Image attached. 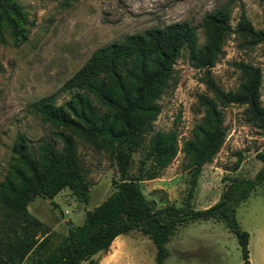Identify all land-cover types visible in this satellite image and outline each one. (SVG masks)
<instances>
[{
  "label": "trees",
  "instance_id": "16d2710c",
  "mask_svg": "<svg viewBox=\"0 0 264 264\" xmlns=\"http://www.w3.org/2000/svg\"><path fill=\"white\" fill-rule=\"evenodd\" d=\"M228 19L229 13L223 9L204 15L201 27L205 37L201 43L196 29L186 21L123 35L96 47L62 83L61 89L68 92L66 100L56 104L52 95H46L29 104L40 121L54 129L51 135L59 145L42 140L31 149L25 134L15 133L0 180V232L8 204L26 211L35 197L52 198L65 187L87 201L90 183L76 151L78 140L105 151L118 175L111 181L113 190L86 210L82 221L69 226L57 242L45 239L47 248L38 245L28 254L29 246L19 262L17 257L13 260L14 256L4 258L0 254V264H95L93 255L106 252L116 236L132 230L154 245V264H164L168 255L165 245L177 227L201 219L222 222L236 238L241 264H250L248 234L239 227L235 208L255 187L264 185V155H260L262 164L252 177L232 179L221 197L203 209H193L187 201L182 206L155 207L140 187L141 181L159 177L179 150L183 168L189 172V197L202 166L212 161L223 144L226 132L222 108L228 105L243 106L246 122L264 128L260 70L241 61L235 64L240 79L233 90H223L207 77L211 95H197L200 118L179 147L175 129H152L160 112L157 100L174 79L173 66L182 52L195 66L210 67L220 52L223 36L233 32L243 47L260 45L264 55V29H254L244 14L233 28ZM261 22L264 26V10ZM28 28L27 13L21 4L0 0V43L6 38L14 46L24 43ZM136 151L141 156L134 175L129 167Z\"/></svg>",
  "mask_w": 264,
  "mask_h": 264
},
{
  "label": "rangeland",
  "instance_id": "374dc122",
  "mask_svg": "<svg viewBox=\"0 0 264 264\" xmlns=\"http://www.w3.org/2000/svg\"><path fill=\"white\" fill-rule=\"evenodd\" d=\"M27 13L29 28L24 43L14 46L6 38L0 43V180L5 173L10 146L16 132L25 134L31 149L52 138V127L40 121L29 107L34 100L52 95L56 104L68 97L62 83L77 70L99 46L123 35L149 27L186 21L196 29L198 42L205 37L201 21L217 9L229 13L233 28L244 14L254 29H264L260 0H17ZM250 63L260 70L259 100L264 106V55L261 46L250 49L240 43L236 33H226L220 52L210 67H197L184 51L174 64V79L159 97L160 112L152 122L153 130L177 132L178 147L190 135L200 118L198 94L211 95L206 84L210 77L223 90H233L240 74L238 62ZM225 138L210 163L202 166L196 185L188 197L189 172L183 168L178 150L159 177L140 182L146 199L155 207L164 204L203 209L216 202L232 179L252 177L264 155V128L246 122L243 106L222 108ZM76 151L88 179L87 201L63 188L51 199L35 197L26 211L8 204L7 217L0 232V254L19 257L49 239L57 242L69 226L79 224L86 210L93 208L112 190L117 178L115 164L105 151L76 142ZM140 151L132 154L130 174H136ZM239 227L248 234L250 264H264V185L255 187L235 208ZM125 241L118 264H154V245L139 232L120 235ZM47 245V244H46ZM46 245L43 248H47ZM164 264H241L235 236L220 221L201 219L177 227L166 243ZM46 251V249H44ZM106 252L92 256L102 263ZM26 256V255H25ZM25 256L23 259H25ZM87 264V262H82Z\"/></svg>",
  "mask_w": 264,
  "mask_h": 264
},
{
  "label": "crops",
  "instance_id": "0c3cea01",
  "mask_svg": "<svg viewBox=\"0 0 264 264\" xmlns=\"http://www.w3.org/2000/svg\"><path fill=\"white\" fill-rule=\"evenodd\" d=\"M127 234V233H125ZM122 235V234H120ZM120 235L116 236L110 243L108 250L106 251L107 255L103 257L102 263L104 264H118V261L121 258V251L125 247V240L120 238Z\"/></svg>",
  "mask_w": 264,
  "mask_h": 264
},
{
  "label": "water",
  "instance_id": "95a60500",
  "mask_svg": "<svg viewBox=\"0 0 264 264\" xmlns=\"http://www.w3.org/2000/svg\"><path fill=\"white\" fill-rule=\"evenodd\" d=\"M47 199H51L50 197H47Z\"/></svg>",
  "mask_w": 264,
  "mask_h": 264
}]
</instances>
